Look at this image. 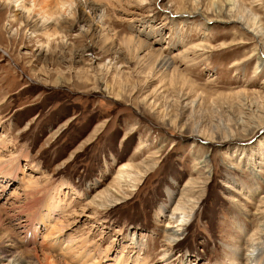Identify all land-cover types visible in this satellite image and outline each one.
Listing matches in <instances>:
<instances>
[{"label": "rangeland", "instance_id": "obj_1", "mask_svg": "<svg viewBox=\"0 0 264 264\" xmlns=\"http://www.w3.org/2000/svg\"><path fill=\"white\" fill-rule=\"evenodd\" d=\"M76 2L45 30L0 4V264H247L253 234L264 264V0Z\"/></svg>", "mask_w": 264, "mask_h": 264}, {"label": "bare ground", "instance_id": "obj_2", "mask_svg": "<svg viewBox=\"0 0 264 264\" xmlns=\"http://www.w3.org/2000/svg\"><path fill=\"white\" fill-rule=\"evenodd\" d=\"M21 2L23 4V7L22 8H17L15 6V4L9 5V4H6L4 2H2L0 4L5 5L6 8H7V10H9V9L12 10L13 9L12 12H18V13H22V15L23 14L26 15L28 20L29 19L32 20V19H34L36 17V19H35L36 20V23H34V25H35L36 28H41L42 30H45L47 27H49L47 25H50V23L56 21L55 20L57 18V11L56 10L61 11L62 9H65L66 6L69 7V8H73L74 10H76L77 9V6H78V4H77L78 1L76 2V0H32V1H30V4L31 3L32 4L30 5V8H28V9H31V11H25V7L24 6L27 4V2H26V0H21ZM227 2L234 9V7H233V6H235V4H233V3H235L234 0H227ZM95 10H96V8H95ZM78 13L80 14V12H78ZM196 13L199 14L198 13V10H197ZM231 14H232V12H231ZM14 16L15 15H13L11 17L12 21L17 20L16 17H14ZM229 17H231L230 14H229ZM229 17H228L227 20H229ZM232 17H233V14H232ZM82 19H83V17L80 15L78 20L81 21ZM39 20H40V25H37V22ZM208 22H210V20H208ZM233 22H236L238 24H243L244 23V19L242 17L238 16L235 20H233ZM253 24H255V23H253ZM255 31H257V30H253L251 32H252V34L257 35V33ZM262 31H263V29L261 30V33H262ZM257 52L258 51H256V53ZM157 56L160 57L161 55L158 54ZM162 62H163V60H162ZM263 64H264V59H259L258 58V60L255 63V68H254L255 69V72H257V71H259V69L263 68ZM263 83H264V81H263ZM206 161L207 160L202 159L200 162H198L197 163V166H196V170L198 168L203 169V170H206L207 169V167H206ZM120 170H121V172L118 173L117 176H116V180H117L116 183L119 184L121 182L130 181L131 179L133 181L135 180L130 174H128L127 172L124 171L125 170V165L121 166ZM195 188H196L195 182L194 181H189L185 185V187H183V189L181 190V193L177 196V198L176 197L174 198L173 196H169L170 198L168 199V204L165 205V206H163L161 208V210H160V215H162L163 217H165L167 219L165 221V224H163V227H164V230L166 232H169L170 231L169 234L167 235L168 236L167 237V242H169V244L174 243V242L177 241V239H178L177 237L181 234V232L183 231L184 227L189 224L190 219L193 216L194 209L196 208V205L198 203V199L197 198H194V195L196 194L195 193L196 192L195 191ZM133 191H134L133 188L130 189V192H133ZM112 192H114L116 194V196H119V195H117V192H115V190L112 191ZM193 193H195V194H193ZM169 194H171V193L169 192ZM56 199H57L56 196H54V198L52 197V202H56L55 201ZM259 201H260L259 204H258L259 207H257V210L254 213L255 216L256 215L264 214V211H263L264 210V196ZM169 207H171V208H169ZM55 208H56V205L53 206V207H50V210L51 211H54ZM261 209H263V210H261ZM19 226H21V223H19ZM62 227H63V225H62ZM261 229H262V227H261ZM65 231L66 230L64 229V231H61L59 234H62ZM247 241H248V243H247V250L245 251V257L247 259V264H261V263L257 262V255H258L259 251L262 248H261V245L257 244L258 241L256 242V235L255 234L250 235L249 238L247 239ZM72 244H73V242L71 240H67L66 241V245L64 246V248L66 250H70L71 251V249H72L71 248V245ZM12 245H10V246H12ZM109 252H110V250L108 249L107 254ZM29 254H31V252ZM53 260L50 263L54 264L55 262ZM8 264H27V262L26 261L22 262V261L16 259V257H15L12 260H9L8 261Z\"/></svg>", "mask_w": 264, "mask_h": 264}, {"label": "clouds", "instance_id": "obj_3", "mask_svg": "<svg viewBox=\"0 0 264 264\" xmlns=\"http://www.w3.org/2000/svg\"><path fill=\"white\" fill-rule=\"evenodd\" d=\"M3 2L6 3V4H9V5L15 4V6L17 8H22L23 7V4H22L21 0H3ZM25 11H31V9H25Z\"/></svg>", "mask_w": 264, "mask_h": 264}]
</instances>
